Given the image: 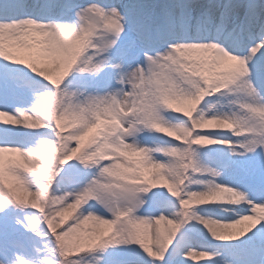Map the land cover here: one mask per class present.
I'll use <instances>...</instances> for the list:
<instances>
[{
	"label": "snow or ice",
	"instance_id": "obj_1",
	"mask_svg": "<svg viewBox=\"0 0 264 264\" xmlns=\"http://www.w3.org/2000/svg\"><path fill=\"white\" fill-rule=\"evenodd\" d=\"M194 261L264 264V0H0V264Z\"/></svg>",
	"mask_w": 264,
	"mask_h": 264
},
{
	"label": "rangeland",
	"instance_id": "obj_2",
	"mask_svg": "<svg viewBox=\"0 0 264 264\" xmlns=\"http://www.w3.org/2000/svg\"><path fill=\"white\" fill-rule=\"evenodd\" d=\"M202 259H206V258H202ZM193 264H198V262L197 261H194Z\"/></svg>",
	"mask_w": 264,
	"mask_h": 264
}]
</instances>
